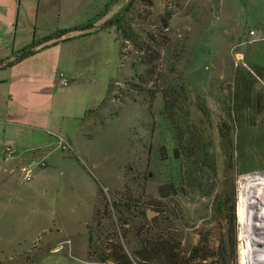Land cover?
Instances as JSON below:
<instances>
[{"label": "rangeland", "instance_id": "rangeland-1", "mask_svg": "<svg viewBox=\"0 0 264 264\" xmlns=\"http://www.w3.org/2000/svg\"><path fill=\"white\" fill-rule=\"evenodd\" d=\"M75 1L76 19L83 21L90 15L95 19L106 5L101 7L104 0ZM127 1L112 0L96 24L120 12ZM150 1L132 0L127 19L146 39L145 31L156 34L165 11L172 14L164 31L169 43L154 62L150 82L158 91L152 97L132 90L126 82L135 74V50L127 42L119 56L117 41L104 36L109 45L99 43V56L93 51L88 69L96 79L91 90L104 99L97 114L81 131L76 121L60 117L43 130L30 128V140L43 150L15 155L10 180L0 179V264H112L88 258L90 228L94 239L108 232L131 255L139 247L136 227L130 221L113 226L104 210L106 202L129 191L139 202L153 204L137 206L147 219L157 216L162 225L170 224L181 240V256L188 257L200 243L207 244L210 255L204 264H264V229L244 228L247 221L257 223V209L243 208L241 192L244 177H264L263 15L251 9L245 13L241 0ZM60 2L45 0L38 7V0H30L27 26L36 39L43 33L35 26L44 11L46 25L73 20L76 7L57 10ZM116 3L117 12L104 17ZM103 29L110 36L116 32L111 25ZM18 135L26 142L23 133ZM56 135L69 141V151ZM49 150L45 158L42 153ZM31 157H41L45 165L33 171L29 189L19 166ZM165 183L177 189L174 202L158 194ZM156 208L166 212L156 213ZM147 210L156 214L148 218ZM142 223L144 216L133 218V224ZM125 229L129 232L123 237Z\"/></svg>", "mask_w": 264, "mask_h": 264}, {"label": "crops", "instance_id": "crops-1", "mask_svg": "<svg viewBox=\"0 0 264 264\" xmlns=\"http://www.w3.org/2000/svg\"><path fill=\"white\" fill-rule=\"evenodd\" d=\"M38 1L39 7L45 0ZM111 2L112 0H104L101 7ZM241 3L245 7V13L250 9L260 12L263 15L261 23H264V0H241ZM66 5L76 7V1L61 0L57 10H63ZM29 6L30 0H0V60L9 61L22 53L24 48L42 39L32 54L8 67H0V102L5 105L0 109V131L6 137L4 140L1 136L4 144L0 139V179L4 180H10L13 172L10 165L13 160L30 156L38 149L43 150L38 142L30 140V128L42 129L51 125L54 118L60 117L76 121L81 131L88 118L97 114L104 99L91 90L96 79L92 72H88L90 60L93 51L99 56L102 45L99 43L107 42L109 45L110 40H116V32L110 36L105 29L71 31L84 27L85 23H96L103 10L102 8L95 19V16L90 15L83 21L76 19L77 7L71 14L73 20L66 22L67 24H44L43 20H47L44 11L38 20V26H35L43 33L36 39V31L30 33V26H27V23L31 24ZM118 8V3L111 6L104 17L115 14ZM39 12L41 10L38 9V14ZM67 17L71 18L70 15ZM65 27L69 30L60 32ZM56 33L63 35L58 39L44 41ZM62 78L69 81L68 85L60 84ZM20 132L25 135L26 142L17 140ZM5 145H10L16 151L15 159H4ZM51 152L49 150L42 154L46 158ZM27 184L30 189V181Z\"/></svg>", "mask_w": 264, "mask_h": 264}, {"label": "trees", "instance_id": "trees-1", "mask_svg": "<svg viewBox=\"0 0 264 264\" xmlns=\"http://www.w3.org/2000/svg\"><path fill=\"white\" fill-rule=\"evenodd\" d=\"M148 4L151 5V1L148 0ZM129 6L126 11L120 13L117 12L112 20H107L106 25L99 29L106 28L107 26H114L116 31V41L119 45V56L122 55V48L125 43H130L132 48L137 54V60L134 63L132 69L135 70V74L131 81H127L135 92L147 91L153 97L157 92L158 85L156 82L152 83L155 87H151L152 74H154V68L156 67V60L161 57V50L169 43V37L164 33L168 28V22L171 17L170 11H165L160 17V26L157 28L156 34L152 31H145L146 39L142 37L140 33L135 31L127 19ZM107 8V4L104 6V10ZM100 13V14H101ZM64 32V31H61ZM32 45L24 48L21 52L25 51ZM139 66H143V69L138 70ZM174 69V64L172 66ZM154 81V79H153ZM150 84V85H149ZM148 85V87H146ZM166 94V98H167ZM177 189L173 183H165L159 186L158 194L162 198H166L169 202L176 195ZM174 202V199H172ZM171 203V202H170ZM149 205L153 207L150 202H139L132 197L131 192L122 193L118 201L106 202L104 210L109 212L106 217L111 221L113 226L123 227L130 221L135 230V235L139 240V247L134 249L129 255L125 248L124 243L119 239H113L109 233L103 234V238L94 239L93 230L91 228L88 231V244H87V256L91 260L99 263L110 262L112 264H204L202 261L209 258L208 247L200 243L191 248L188 257H183L179 253L181 240L179 236L173 231L170 224L162 225L158 221V217L155 216L151 219L145 217L143 210H138L137 206ZM110 206L113 209H110ZM157 209V208H156ZM227 212H231L232 208H226ZM156 213H160L164 210L157 209ZM170 211L174 214V211ZM166 212V211H164ZM127 214L124 216V214ZM232 214V213H231ZM230 214V215H231ZM138 216H144L145 223L135 225L133 224V218ZM116 218V219H115ZM168 220V216L164 217ZM152 223L149 225L148 223ZM96 225H101V219L97 218ZM128 229V228H127ZM125 229L123 237H126L129 230ZM109 235V237H108ZM221 264H226V261H222Z\"/></svg>", "mask_w": 264, "mask_h": 264}, {"label": "bare ground", "instance_id": "bare-ground-1", "mask_svg": "<svg viewBox=\"0 0 264 264\" xmlns=\"http://www.w3.org/2000/svg\"><path fill=\"white\" fill-rule=\"evenodd\" d=\"M242 179V178H241ZM256 190H260V197L257 198L255 196ZM242 205L245 210H248V208L253 207L257 210L254 212V216L257 218V223L254 224L255 221L251 222L247 221L244 223V228L247 229L251 227H257L258 229H264V177L258 174L249 175L244 177L242 179ZM259 213H258V212ZM261 231V230H260ZM249 236H254L253 232H245ZM258 237L261 236V234L257 235Z\"/></svg>", "mask_w": 264, "mask_h": 264}, {"label": "built area", "instance_id": "built-area-1", "mask_svg": "<svg viewBox=\"0 0 264 264\" xmlns=\"http://www.w3.org/2000/svg\"><path fill=\"white\" fill-rule=\"evenodd\" d=\"M173 0H165L166 3L171 4ZM249 34H254L253 30L249 31ZM68 80L65 78L60 79V84L63 86L68 85ZM57 136V141L60 144V147L66 151H69L71 148V145L69 141H67L65 138H63L60 135ZM4 154H5V160H11L15 157L16 151L9 145L4 147ZM45 165V162L42 160L41 157L35 158L31 157L29 158L24 164L19 166V172L21 174V178L24 181H29L32 177L33 171L38 168Z\"/></svg>", "mask_w": 264, "mask_h": 264}, {"label": "water", "instance_id": "water-1", "mask_svg": "<svg viewBox=\"0 0 264 264\" xmlns=\"http://www.w3.org/2000/svg\"><path fill=\"white\" fill-rule=\"evenodd\" d=\"M132 0H128L127 3L125 4V6L123 7V9L120 11V13L126 11V9L128 8V6L130 5ZM118 14V13H117ZM116 14V15H117ZM113 17H111L109 20H112ZM106 25V23H102V24H96V23H93V24H90V25H87V26H84V27H79V28H75V29H72L71 31H87V30H91V29H94V28H101L102 26ZM63 35V33H59V34H56L54 36H51V37H48L47 39H44V41H47V40H52V39H58L60 38L61 36ZM40 43V42H39ZM39 43H36L35 45H32L31 47H29L28 49H26L25 51H23L22 53H20L19 55H17L15 58L9 60V61H6L5 63H0V67H8L10 66L11 64L15 63V62H18L24 58H26L28 55L32 54L34 49H35V46L38 45ZM156 213L152 210H147L146 212V215L148 218H151L153 215H155ZM220 214H224V213H220Z\"/></svg>", "mask_w": 264, "mask_h": 264}]
</instances>
